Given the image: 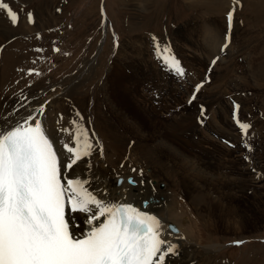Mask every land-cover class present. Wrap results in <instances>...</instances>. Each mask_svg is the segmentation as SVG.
<instances>
[{
	"label": "rangeland",
	"instance_id": "1",
	"mask_svg": "<svg viewBox=\"0 0 264 264\" xmlns=\"http://www.w3.org/2000/svg\"><path fill=\"white\" fill-rule=\"evenodd\" d=\"M239 1V6L235 9L233 16L235 20H233L231 42L229 44H233V51H220L222 57L233 58L229 62L231 66H224L226 63L218 65L217 67L212 65V63L208 64V62L204 64L202 57L200 64L185 63V59L183 60V56L178 49L179 45L176 44V42L183 44L182 39L191 38L190 31L193 30V34L197 32L194 44L198 45L199 42H196L198 40L197 35L199 36L202 33L203 26L206 25L203 22L219 18L221 15L220 13L213 12L212 7H209L205 0H197L195 2L192 0L190 3H186L184 0H139L138 3L130 2L129 0H103L102 8L100 4L101 0H9V6L13 10L18 11L16 13L19 17L22 15V13H19L22 9L24 13L31 12L34 23L31 24L30 29H27L19 20L15 26L2 25L0 27L1 30H8L9 32V41H5L7 44L4 43L5 45L3 44V47L0 49V51H3L0 55V91L2 92L0 96V113H11L15 107L14 102L16 97H12L13 93H16V96H18L21 92L24 93L25 91L29 92L31 90L35 95L37 94L35 92L36 90L48 85L49 82L50 84L47 87L52 88L58 86L60 83L68 84V81H64L71 77L76 78L74 82L78 86L73 90L70 98L79 100L82 103L84 112L90 110L88 115L82 116L84 118L88 117L90 121L97 116L104 118V101L101 98V88L103 84H110L108 80H105L109 72L108 70H110L111 65L116 61L117 53L125 49V51H133L134 53L140 50L139 54L141 53V58H144L143 60L141 59V63L146 62L147 68L141 69L145 76L142 75V78L140 77L138 80L139 88L141 87L139 95L148 100H146L148 108L152 105L158 119H171L172 117L169 116V112H171L172 116L176 114L181 117L179 122L185 121L184 119L189 116L191 124L202 127L200 122L202 121V116L199 111L201 104L192 102L186 105L185 102L193 86L199 84L206 77L210 82L205 83L204 87L200 89V94H197L198 97L196 96V100L202 101V106L206 109L205 114L207 118L210 117L209 114H211L213 109L218 108L219 104H222V102L226 103L224 100L228 96L233 97L237 96L238 93L239 95L243 94L239 99L231 100L230 103H238L240 100L242 108L239 107L237 114L241 122L246 123L243 118L248 119L249 115L252 116L249 132L246 136L242 132L240 134L239 132L241 130L236 123L231 122L229 116L231 126L234 130L232 129V136H228L227 140L232 142V146H235L233 150L228 151L229 148L223 144L224 149L227 148L228 150H224L223 146H221L222 148L218 147L221 150L219 153L214 152L218 151L216 145L212 148L213 150L204 148V151L198 156L199 161L195 162L199 164V168L202 167L205 170L207 178L214 177V180L208 179V182L206 181L207 179H204V181L197 180L204 182L202 185L205 186L206 190L207 188H212L211 191L216 194L209 195V198L206 197L208 191H199L202 188H197L196 191L191 193L190 201L193 199L196 203L198 202L199 206H202L201 211L204 210V213L201 212L202 218L206 220L208 216L206 210L210 201L217 202L215 204L220 205L222 210L223 207L229 204L227 196H235L238 207L237 213L239 214L240 212L241 215L246 217L247 224L236 232L223 229L221 226L224 224V219H228V210L226 209H224L223 213H219V215H222L220 221L212 217L208 218L207 224L209 220H212L216 222L215 226H217V229L206 233L207 236L200 246L213 245V247H211L210 253L204 251L201 262L197 261L190 264H264V182L260 179H264V159L261 162L262 165L258 167L259 170H253V173H251V169L248 168V170L250 169L248 171L245 166H255L253 165V161L245 159L246 165L243 164V161H241V153H239L242 151L241 143L244 144V142L248 141L252 147H247V153L251 155L252 152H255L257 155L264 156V142L260 146V140H264V63L260 67L253 65L260 51L264 57V0ZM46 2L49 3L50 7H54L52 10L53 13L55 12V17L43 16L46 19V23L44 24L47 25H45V28H41L38 23V16L36 18L37 13L35 12H38L39 6H42ZM214 2L218 3V7H225L224 0H214ZM195 15H197V20L193 19ZM20 18L23 19L24 16ZM222 19L225 24V33H227L228 25L225 15H222ZM215 21H218V19ZM246 32L259 34L260 41H254L258 40L254 39L256 36L243 41L241 35ZM148 33L162 34L161 39L156 38V41L160 43L161 48L164 46L171 47L172 53L179 59L186 73L190 75L186 82L181 84L173 83L169 74L158 71V68L150 59L149 49V44L155 48L156 41L152 37L150 41H147V38L145 40V36H148ZM261 37L263 38L261 39ZM222 38L225 41V37ZM258 44L261 47L255 54L252 49L254 46L257 48ZM182 48L184 49V47ZM36 49H42V51L38 52ZM56 49H59V51H56ZM184 53L186 54V51ZM93 58L95 60V63L91 64L93 68L87 69V66L83 67L84 63L93 60ZM20 68L22 70L19 72ZM26 68L37 70L39 75L26 74ZM210 68L211 71H209ZM127 72L131 74L130 69L124 73L126 74ZM205 73H207L206 77ZM130 78L133 79V76ZM124 81L123 79L122 86H125ZM52 83H56L57 85H53ZM129 84L130 87H137L134 79L129 80ZM182 85L185 86V90L184 87L178 90L177 88ZM47 87L42 88L38 94L48 89ZM9 88L11 90L8 91ZM154 94H156L157 99L153 98ZM4 95L5 97L3 98L2 96ZM110 96L112 99L117 100L115 94L111 93ZM170 101L174 104L171 105ZM78 102L77 104L80 108L81 105ZM231 104L229 108L232 110ZM8 105L9 109H7ZM128 106L129 103L126 102L118 103L120 110H124ZM89 107L90 109H88ZM144 108L147 109L146 107ZM196 108L198 109L196 110ZM217 110L220 111L221 106ZM232 114L233 111H230L229 115ZM193 119H197V124ZM217 119L219 120V118ZM106 121L110 123L109 118ZM179 122L176 121V124ZM96 123L94 122L93 124ZM113 123L111 121V124L115 126V122ZM118 131L116 129L115 132ZM174 134L176 135L174 141L180 139V142L176 141L175 143H180L186 150L189 149L187 143L192 142V139L189 137L191 135L190 132L186 130L182 133V131L178 132L174 129ZM183 134L188 140L184 139ZM125 137L129 141L132 140L129 135ZM181 137H183L185 142ZM131 142L129 146H132L131 144L134 141L132 140ZM249 147L251 151L248 150ZM253 147L255 151H253ZM259 150L263 151L260 152ZM229 154L234 155L232 157ZM234 156H237L236 170L239 169V172L244 175V181L246 183L239 184L236 181L233 187H230L228 178H226L229 170L226 165L228 164V159L235 158ZM139 158L138 163L143 167L140 168V166L137 167L135 165L129 166L132 167V170L137 167L135 171H131V169L125 170L126 167L124 168L122 163L117 165L115 162L109 161V163L113 164L110 168L112 170L115 169L114 173L116 171L119 172L115 181L117 187L123 184H121L122 179L126 185L136 186L137 183L135 185L128 183L129 178L137 181V178L146 175L144 173L154 170V179H150V184L156 185L154 191L157 189L160 196L165 194L163 193L164 191L166 192L172 189L182 194L183 187L181 186L179 176L170 174V171H166V173L163 171L164 168H169V164H172L169 160H165L164 163L161 162L162 165H159L153 161L158 158L156 156L153 157V160L143 158L140 155ZM226 161L227 163H225ZM175 162L179 161L175 159ZM255 167L257 168V166ZM140 169L143 175H140ZM213 173L215 175H212ZM251 175L254 178H260L254 183L251 182ZM113 177L115 178V174ZM239 182L241 181L239 180ZM159 198L162 200V197ZM185 199L188 202V197H185ZM217 213L216 211L215 214ZM74 224L76 226V223ZM179 234L180 232L178 231V234L174 235ZM237 241H242L243 243L237 245L235 243ZM195 249L201 250L200 247H196Z\"/></svg>",
	"mask_w": 264,
	"mask_h": 264
},
{
	"label": "bare ground",
	"instance_id": "2",
	"mask_svg": "<svg viewBox=\"0 0 264 264\" xmlns=\"http://www.w3.org/2000/svg\"><path fill=\"white\" fill-rule=\"evenodd\" d=\"M20 1H26V0H20ZM129 1L137 2V3L139 2V0H129ZM184 1H186V3L192 2V0H184ZM193 1L195 2L197 0H193ZM205 1H207L206 3L208 4L209 7H212L213 12L221 14L219 18L210 19L209 21L206 20V22H203L206 23V25L204 26L202 25L203 26L202 33L199 34V36L197 35L198 40H196V42H199L198 45L194 44L195 35L197 32L193 34L194 32L193 30L190 31L191 38L182 39L183 44H181V42H176V44L179 45L178 49L183 56V60L185 59L184 60L185 63L200 64L202 57V60H204V64H206V62L210 64L212 63V60L215 57L219 56L220 57L219 60H217L215 63L216 67L218 65L225 63L226 64L224 66H231L229 62L233 58L230 59L224 58L222 57L219 51V48L225 42L222 37H225L226 34L225 24L222 19V15H225V19L227 21V13L233 7H235V9L238 8L239 4H234V0H224L225 7H218L217 5L218 3H215L214 0H205ZM0 2L8 3V0H0ZM52 8L54 7H50L49 3L46 2L43 3L42 6H39L38 12L37 11L35 12L37 13L36 18L38 16V20H39L38 23L41 26V28H45V25H47L44 24L46 23V19H44L43 16H50L52 18L55 17L54 16L55 12L53 13ZM21 16L22 17L24 16V18L21 19L20 21L23 23V25L27 27V29H30L32 23L28 22L27 16L25 15H21ZM196 17L197 15H195L193 19L197 20ZM216 19H218V21H215ZM233 20H235L234 17ZM0 22H1L0 27L2 25L7 26L11 24L10 19L7 17L6 10H0ZM241 36L243 41L251 39L253 38V36H256L254 39H258V40L253 39L255 42L260 41V36L257 33L246 32L243 33ZM8 38H9L8 30H1L0 28V47L3 46L4 43H6L5 41H7ZM262 38L263 37H261V39ZM249 44L251 43L249 42ZM182 47H184V49ZM232 47L233 44L229 45L226 51L231 52ZM260 47L261 45L259 44L257 48L256 46H254L252 49L253 52L256 54L257 53L256 51H258ZM125 50H120L117 53L115 58L116 61L111 65L110 70H108L109 72L105 80H108L110 84L109 85L103 84L101 88V93H102L101 98L104 101V118L97 116L91 119L90 121L88 117L84 118L82 116L81 111L78 110L77 107L73 105H69L67 99L71 97L73 90H75L78 86L74 82V79L76 78H71V77L64 81V82L68 81V84L60 83L58 86L52 87L54 88L53 91H51L52 88L47 87L48 89H45L40 94L38 93L35 95L31 94L30 93L31 90H29V92H26L28 94L26 100L30 101V104L28 103L29 105L27 107L25 106L22 107L21 118L31 114L33 116H36L38 119L42 121V125L46 131V134L54 141V147H56L58 152L60 153L59 157L61 158L62 161L66 160L67 154L65 150L62 149L60 142L63 141L69 143V145L72 146V135L62 132L61 129H67L69 133L72 132L74 128L72 124L73 120L78 121L80 124L83 125L84 128L90 124L89 129H92V132L89 133V136L95 145L94 152L96 153L97 156L94 157V160L88 157L79 161L76 165L73 166V169L68 173L67 178L79 177L81 179L89 180L90 190L93 191L95 194H97L98 198L102 200L131 203L137 206L138 208H140V204L143 200H150L151 202H149L148 207L143 208L142 210L148 211L149 213L156 215L161 220L163 229L166 233V235H164L162 238L179 246L178 247L179 255L171 257L170 260L166 258V264H190L197 261L201 262V258L204 255V251L210 253L211 247H213V245H206L205 247H201L200 245L204 241V238L207 236L206 233L217 229L216 228L217 226H215L216 222L209 220L207 224L208 218L212 217L215 220L219 219L220 221L222 215H219V213L220 212L223 213L224 209H226L228 210L227 212L228 219L227 220L224 219V224L221 226L223 229H226V231L231 230L232 232H236L237 230H241L247 224V219H245L246 217L241 215L240 212L239 214L237 213L238 207L236 203L237 199L235 200L236 198L235 196H231V195L227 196L228 197L227 200H229V204L226 205L225 207L222 206L223 207L222 210L220 205L215 204L217 202L210 201L207 206L208 208L206 210V213L208 214L206 220L202 218L201 212L204 213V210L201 211L202 206H199L198 202L196 203L195 201H193V199L190 201L191 193L196 191L197 188H202L199 189V191H204V192L208 191L206 197H209V195L212 194H216L215 192L211 191L212 188L210 189L207 188L206 190L205 186L202 185V183L204 184V182H199V181H204V179H207L206 181L208 182V179H213L214 177L207 178V174L205 170L202 167L199 168L198 167L199 164L195 162L199 161L198 156L201 152L204 151V148H209L213 150L212 148H214V145H216L218 151H214V152L215 153L221 152V150L218 147H221L223 145L220 143L219 139L224 138V136L225 139H228L227 138L228 136H232V131L234 129L232 128L231 122L229 120V116H230L229 113L230 111L232 112V110L229 108V105L231 103L222 102V104H219L218 108H220L221 106V110L220 111L217 110L218 108L213 109L211 114H209L210 117H208L205 120L204 125L202 127L196 126L195 124H191L189 116L186 119H184L185 121L179 122L181 120V117L176 114H174L173 117L171 115V112H169L170 113L169 116L172 117L171 119L170 118L169 120L158 119L151 103H150L151 106L148 108L146 102L147 99L146 98L144 99L141 97V95H139V93L141 92L140 90L141 87L139 88L138 80L140 77L142 78V75H144L141 69L147 68L146 62L141 63V59L143 60L144 58H141L140 55L141 53L139 54L140 50L135 53L133 51L128 52ZM183 50L186 51V54L184 53ZM261 53L262 52L260 51L258 54V58L256 59L253 65H257L260 67V65L264 63L263 62L264 59L262 60V58L264 57L263 55H261ZM94 63L95 60L93 58V60L84 63L83 67L87 66L88 67L87 69L91 67L93 68V65L91 64ZM128 69H130L131 74H129L128 72L126 74L124 73ZM132 76L136 83L137 86L136 88L133 86H131L132 88L130 87L129 80H133L130 78ZM123 79L125 80L124 81L125 86H122ZM182 87H184L185 90L184 85L180 86L177 89L180 90V88ZM194 88L195 85L193 86L191 93L193 92ZM111 93L116 95L117 100L111 98L110 96ZM24 94L25 92L22 93L21 96H23ZM169 98H171V96H169ZM123 102L129 103V106L126 107L124 110H120L118 108V103H123ZM194 102L202 103V101L200 100H196ZM170 104L172 105L174 103L171 102ZM42 105L44 106L45 112L44 115L40 116L36 110L39 109ZM144 107H146L147 109H145ZM197 109L198 108H196V110ZM19 113L20 111L18 112V114H15V116L19 115ZM108 118L110 120V123L106 121ZM217 118H219V120ZM11 121L15 122L13 120ZM111 121L112 123L115 122V126L111 124ZM176 121L179 123L176 124ZM84 122H86V125H84ZM94 122L97 123L93 124ZM116 129L119 131L115 132ZM174 129L178 132L182 131V133H184L186 130L190 132L191 135L188 136L192 139V142L187 143V145H189V149L186 150L184 147L180 145V143H175L176 141L180 142V139L174 141L176 138V135L174 134ZM126 135H129L131 139L134 141L133 144H131L132 146H129V140L126 139L125 137ZM183 137H185L184 138L185 140H188V138L184 134ZM183 137L181 138L184 141ZM194 138L196 139L194 140ZM260 142H259L261 144L260 146H262L264 140H260ZM101 148L103 150V154H101L100 151ZM224 150H228V149L225 148ZM228 151H232V150L229 149ZM253 151H255L254 147H253ZM239 153H241V156L244 155L245 157H247L248 161L249 160L253 161L254 163L253 165L257 166V168L255 166L250 167V165H246L244 159H242L241 161H243V164L246 165L245 166L246 170H248V168L255 171L259 170L258 167L262 165L261 162L263 161L264 157L261 158V155H257L255 154V152H252L251 155L247 152L243 153L242 151ZM139 155L143 156V158H149L152 160L153 157L156 156L158 158L153 161L159 165H162L161 162L164 163L165 160H169L170 163L172 164L168 165L167 162H165L169 168L165 169L163 167L164 168L163 171L165 173L166 171H170L169 172L170 174H175V176H179L181 186L183 187L182 194L179 192H175V190L172 189L170 191H166V192L164 191L163 193L165 194L160 196L159 193L157 192V189L156 191H154L156 185L154 186L150 184V179H154L153 178L154 170L144 173L146 175L141 178H137L136 186H130L123 183L120 187H117L115 184L116 178L113 177L114 174L112 173V169L109 166V161L115 162L117 165H120L122 163L124 168L127 166V164H129V166L135 165L137 167L138 166L143 167L138 163V160L140 159ZM233 155L231 156L233 157ZM256 155L257 157L255 158ZM234 157L235 158H232L234 160L228 159V164L226 165L227 168L229 169L228 170L229 175L227 174L226 171L227 174L226 178H228L230 187H233L236 181L239 184L245 182L244 175L241 172H239V169L236 170L235 165H237L236 162L237 156ZM175 159H177L179 162L174 163ZM225 163H227V161ZM89 164L91 165L90 167ZM238 168L240 167L238 166ZM212 175L215 174L213 173ZM62 177L64 178L63 169H62ZM259 178H254L251 175V179H252L251 182L255 183V181L257 182V180H259ZM260 179L263 180L264 182V179L262 178ZM239 180L241 182H239ZM141 181H143L144 183L141 184L140 183ZM159 197H162V200H160ZM185 197L186 198L188 197V202L185 199ZM216 211L218 212L217 214H215ZM71 215H72V219L70 222L71 230L75 234L80 235L88 228L86 224V214L77 212ZM74 223H76V226H74L75 225ZM169 224L174 225L177 228L176 233L178 234L179 231L180 234L174 235L170 233L167 230V225ZM196 247H200L201 250L195 249Z\"/></svg>",
	"mask_w": 264,
	"mask_h": 264
},
{
	"label": "snow or ice",
	"instance_id": "3",
	"mask_svg": "<svg viewBox=\"0 0 264 264\" xmlns=\"http://www.w3.org/2000/svg\"><path fill=\"white\" fill-rule=\"evenodd\" d=\"M234 4H239V0H234ZM0 10H6L11 24L17 25L19 16L8 3L0 2ZM234 12L235 7L227 13L228 31L221 52L231 42ZM27 19L34 23L31 12ZM155 51L169 71L178 77L185 75L170 46L161 48L156 41ZM219 58L215 57L212 65ZM208 82L206 77L195 85L189 103ZM239 107L235 105L237 111ZM36 111L44 115V106ZM18 112L19 109L0 113V264H166V258L170 260L179 255V246L162 238L166 233L161 220L142 210L148 207V200L142 201L141 208L131 203L102 200L90 190L89 180L67 178L73 166L91 157L95 150L82 124L73 120L72 132L61 129L72 135V146L60 142L67 154L62 161L42 121L29 114L12 122L10 116ZM234 119L246 136L251 125L241 122L236 112ZM100 151L103 154L102 148ZM128 183L135 185L136 181L129 178ZM77 212L86 214L88 226L80 235L70 226L71 214Z\"/></svg>",
	"mask_w": 264,
	"mask_h": 264
},
{
	"label": "water",
	"instance_id": "4",
	"mask_svg": "<svg viewBox=\"0 0 264 264\" xmlns=\"http://www.w3.org/2000/svg\"><path fill=\"white\" fill-rule=\"evenodd\" d=\"M169 229L172 231V232H176L175 229L171 226L169 227Z\"/></svg>",
	"mask_w": 264,
	"mask_h": 264
}]
</instances>
